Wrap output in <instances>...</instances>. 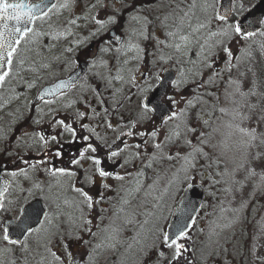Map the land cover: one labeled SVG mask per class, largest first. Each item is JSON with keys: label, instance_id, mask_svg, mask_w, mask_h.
Segmentation results:
<instances>
[{"label": "rangeland", "instance_id": "rangeland-1", "mask_svg": "<svg viewBox=\"0 0 264 264\" xmlns=\"http://www.w3.org/2000/svg\"><path fill=\"white\" fill-rule=\"evenodd\" d=\"M55 1L19 45L0 89V165L11 180L0 212V262L117 264L134 242L130 262H138L140 247L165 229L157 220L168 212V221L175 194L201 180L206 204L184 237L194 255L264 262V114L242 101L245 94L264 107V22L260 34L244 38L235 22L217 18L219 0H195L194 8V0ZM255 1L235 0L236 15ZM111 28L125 37L122 48L110 43ZM76 57L89 63L80 88L32 109L38 89L70 72ZM171 67L174 112L157 121L142 101ZM190 85L198 86L195 96ZM237 126L255 130L257 141ZM103 147L118 155L101 161ZM34 197L48 215L12 245L3 223ZM118 264H127L125 256Z\"/></svg>", "mask_w": 264, "mask_h": 264}, {"label": "water", "instance_id": "water-1", "mask_svg": "<svg viewBox=\"0 0 264 264\" xmlns=\"http://www.w3.org/2000/svg\"><path fill=\"white\" fill-rule=\"evenodd\" d=\"M54 0H43L38 3H33L28 5V0H19L18 2L12 3H24L29 6L34 15L33 19L26 23L20 24L21 28H32L33 21L45 14L54 4ZM36 5H40L39 8ZM28 9L26 8L25 11ZM11 11V10H10ZM232 14V0H221L219 15H226L229 18ZM264 18V0H260L249 12L244 14L237 22H242L244 28L247 31L258 32L260 30V23ZM7 24L8 28L6 29L4 25ZM17 24L13 20H0V31L5 33L6 39L8 29L16 27ZM15 39L21 41L24 36H21L20 33L14 34ZM111 40L118 45L122 43L123 38L119 36L115 30L110 31ZM19 44V43H18ZM18 44H14L16 49ZM3 51V50H0ZM8 57L5 54L2 59H0V74L9 71V64L7 63ZM86 63L80 62L79 67L76 71L70 74L68 77L56 81L54 84L46 85L38 93L34 103L43 100L50 99L61 92H66L71 86L76 85L82 78L83 74L86 71ZM173 75L170 70L165 71V76L157 87V89L146 99V103L154 110L155 114L160 117H165L170 111L164 104L161 103V98L165 94L167 83L172 81ZM8 185V180L1 176L0 170V193L6 190ZM0 195V199H1ZM204 198V189L201 185H190L188 186L180 201L178 202L175 211L172 216L170 226L168 228V242L170 243L172 239L177 238V230L180 226H186L185 231L189 228L191 222L194 220ZM24 210H27V216L24 217L23 214L18 222L9 221L6 223V227L9 229V239L16 240L17 243L23 241L24 237L28 233L26 229L30 227L32 230L38 227L43 219L44 214L46 213L44 206L41 200H35L29 205H27ZM23 210V213H24ZM24 219V225H20L21 219ZM21 227L25 230L22 232Z\"/></svg>", "mask_w": 264, "mask_h": 264}, {"label": "snow or ice", "instance_id": "snow-or-ice-1", "mask_svg": "<svg viewBox=\"0 0 264 264\" xmlns=\"http://www.w3.org/2000/svg\"><path fill=\"white\" fill-rule=\"evenodd\" d=\"M64 6L66 7V5H64ZM195 6L196 5H195V0H194L193 4L190 7L194 8ZM36 7L39 8L40 5H36ZM26 8L28 9L27 11H25ZM33 15H34V13H33L32 9L29 6L25 5L24 3H9L8 0H0V20H5V21L13 20L17 24L16 27H14L12 29H8V33H7L8 38L7 39L5 37V33L3 31H0V50H3V51H0V59H2L3 56L6 54L8 57L7 63L9 65H11L12 55L15 52L14 44L19 43V40L15 39L14 34L20 33L21 36L27 35V33L31 31V29L26 28V27L21 28L19 25L20 24H26V23L30 22L33 19ZM186 15H187V13H186ZM217 18L222 19V20H226L227 16L226 15H218ZM202 26L203 25H201V27ZM4 27L7 29L8 25L5 24ZM233 30L237 35L242 34L244 38L251 37V36L255 35L254 32L247 31L244 28L242 22L235 23ZM224 34L226 35L227 33H224ZM262 34H264V33H262ZM170 35H171V33H170ZM186 39H187V37H181V40H186ZM176 47H177V49H179L180 46L176 45ZM225 51L227 52L228 49H225ZM8 74H9L8 72H4L3 74H0V84H2L4 82L5 77ZM144 108L146 111L152 110L147 103L144 104ZM221 111H224V109H221ZM59 123H63V121H60ZM237 127L239 128V126H237ZM239 131L241 133H243L244 135L249 136L252 140L256 139L255 130H252L251 132H249L247 129L239 128ZM152 135L155 136V132H153ZM40 139L43 140L44 137L41 136ZM53 139H55V137H53ZM262 143H264V141H262ZM157 147H159V145H157ZM85 151H87V149ZM92 151H95V149L93 148ZM116 155H118L117 152H112V156H116ZM81 156H83V152L81 153ZM73 163H78V161H73ZM95 163L97 165H99L100 161L95 160ZM57 171L62 173V174L65 172L64 169H58ZM98 171H99V174L101 176L109 175L107 172H105L103 170L98 169ZM13 175H15V173H13ZM118 178L123 179V177H118ZM262 178H264V177H262ZM77 191H81V190L77 189ZM82 194L85 196V199L89 202L88 206L91 207V197H89L87 195V193H82ZM0 195H2V193H0ZM2 206L3 205L0 204V207H2ZM23 216L24 217L27 216V210H24ZM20 225H24V219L23 218L20 221ZM185 227L186 226H180L178 228L177 234H176L177 238H183L187 235V233L185 231ZM24 230L25 229L23 227H21V231L23 232ZM26 231L28 233H31L32 229L30 227H28L26 229ZM3 238L5 241H9L10 243H13V244L18 242L16 240H10L9 239V229L8 228L4 229V237ZM168 240H169V237L166 235L165 241L167 242ZM173 245H175L177 255H179L180 250L183 248V245L177 243V239H172L171 244H169V247H171ZM0 264H2V262H0Z\"/></svg>", "mask_w": 264, "mask_h": 264}, {"label": "flooded vegetation", "instance_id": "flooded-vegetation-1", "mask_svg": "<svg viewBox=\"0 0 264 264\" xmlns=\"http://www.w3.org/2000/svg\"><path fill=\"white\" fill-rule=\"evenodd\" d=\"M134 1L136 2L137 0H134ZM77 90L78 88L75 89V91ZM63 97L65 96L62 95L61 97L56 98L52 102L60 101ZM81 99L79 102H81ZM62 112H63L62 114H66L64 111ZM196 222H197V219L194 223ZM177 243L182 244V245L185 243L184 247L180 250L179 255H177L176 247L168 248L166 247L165 244L164 245L162 244L160 246V252H161L163 261H159V256L153 254L151 255V257H149L148 259L149 261L145 264H151V263L157 264L158 262H160V264H218L217 261H211V260H208L206 262L200 261L199 255H194V250L191 249V245H192L191 242L189 240H185L184 237L177 240ZM172 249H174V254H172ZM211 257H221V256H211ZM228 258H230V260L222 261L220 262V264H264V262L254 263L248 258H238V259H234L232 257H228Z\"/></svg>", "mask_w": 264, "mask_h": 264}, {"label": "bare ground", "instance_id": "bare-ground-1", "mask_svg": "<svg viewBox=\"0 0 264 264\" xmlns=\"http://www.w3.org/2000/svg\"><path fill=\"white\" fill-rule=\"evenodd\" d=\"M93 5H96L94 1L91 2ZM72 26V25H71Z\"/></svg>", "mask_w": 264, "mask_h": 264}]
</instances>
